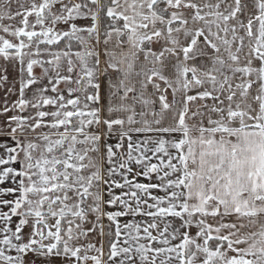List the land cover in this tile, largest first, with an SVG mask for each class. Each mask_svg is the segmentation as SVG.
<instances>
[{
  "label": "snow or ice",
  "instance_id": "snow-or-ice-1",
  "mask_svg": "<svg viewBox=\"0 0 264 264\" xmlns=\"http://www.w3.org/2000/svg\"><path fill=\"white\" fill-rule=\"evenodd\" d=\"M0 264H264V0H0Z\"/></svg>",
  "mask_w": 264,
  "mask_h": 264
}]
</instances>
